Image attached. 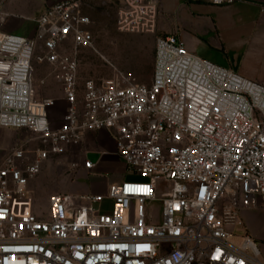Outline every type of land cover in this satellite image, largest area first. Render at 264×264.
<instances>
[{
	"label": "built area",
	"instance_id": "2783aa9c",
	"mask_svg": "<svg viewBox=\"0 0 264 264\" xmlns=\"http://www.w3.org/2000/svg\"><path fill=\"white\" fill-rule=\"evenodd\" d=\"M120 1L119 31L155 33L159 0ZM90 23L79 0H62L36 20L34 40L0 32V127L30 132L39 146L12 148L0 167V264H264L254 238L231 229L243 212L264 208V80L201 58L170 34L156 38L149 85L119 71L81 83ZM35 64L52 68L63 95L58 126L57 101L39 98ZM100 131L146 181L54 194L46 215L34 212L28 187L44 164Z\"/></svg>",
	"mask_w": 264,
	"mask_h": 264
},
{
	"label": "rangeland",
	"instance_id": "374dc122",
	"mask_svg": "<svg viewBox=\"0 0 264 264\" xmlns=\"http://www.w3.org/2000/svg\"><path fill=\"white\" fill-rule=\"evenodd\" d=\"M8 1L10 0L6 2ZM48 1L41 0L44 4ZM79 1L82 11L84 10L92 19V24L87 30L94 38V49H84L78 53L81 83L88 79H110L116 71H119L133 78L138 84L149 85L153 77L156 38L176 33L178 30L188 33L186 46L195 45L196 55L222 66L234 67L230 65V62L236 64V61L241 58L244 52L241 29L242 13L233 9L236 5L233 8L225 9L224 7L232 5L225 3L221 6L211 7L213 3L210 0L195 1L204 2L206 6L193 4V0H165L163 6L164 0H159L155 33L132 34L121 32L117 28V16L122 8L120 0ZM235 1L240 0H234V3H236ZM184 6H192V13L188 9L183 10ZM42 14L19 22L13 19L12 16L7 17L4 14L0 16V30L8 22L6 21L7 18H11L12 21L15 20L13 22L21 26L20 35L34 40L38 30L36 20ZM70 47L71 43L68 42L65 44L64 49L69 50ZM39 53L40 46L38 45L36 54ZM34 69V84L39 93V98L61 101L63 95L59 85L53 78L52 68L35 64ZM64 112L65 105L63 101L59 102L58 106L52 110L56 126L59 125L58 119L63 116ZM33 138L30 132L20 131L15 143L4 152L3 157L12 148L22 145L29 151L36 150L39 146ZM80 151V147L73 148L65 155L51 158L44 165L41 173L30 182L28 194L32 199L34 212L38 215L44 216L47 214L49 199L52 195L72 194L75 191L74 187L77 188L79 182L93 183L100 187L101 191L105 190L104 187L109 182L111 172L82 180L81 174H79L80 168L75 169L73 167L74 164L79 165ZM2 160L0 161V167ZM90 160L95 162L97 157L90 158ZM123 171L127 175V182L142 183L146 181L141 176H135L132 171L127 169ZM111 209L112 203L106 201L103 204L101 213L104 215L110 214ZM239 220L242 225L233 223L231 227L233 233L236 235L250 234L256 241L264 259V208L243 212Z\"/></svg>",
	"mask_w": 264,
	"mask_h": 264
},
{
	"label": "crops",
	"instance_id": "0c3cea01",
	"mask_svg": "<svg viewBox=\"0 0 264 264\" xmlns=\"http://www.w3.org/2000/svg\"><path fill=\"white\" fill-rule=\"evenodd\" d=\"M60 1L62 0H49L44 4L41 2V0H36V1L10 0L1 7V11L2 13L6 14L7 17L10 15L12 16L13 19H16V21L19 22V21H24L26 18H33L36 15L42 14L48 6H51ZM195 1L196 0H193L194 2L193 4H201L202 6H206L204 2L201 1L195 2ZM164 2L165 0L163 1V6L165 5ZM231 5L232 6H227L224 8L225 9L233 8V6L236 5L234 6L233 9L241 11L242 13L241 29H242V43H243L242 47L244 52L241 58L236 61V64L230 62V65L234 67L229 68L222 66L218 63L215 64L230 69L248 80L254 82H262L264 80V0H240ZM212 6H217V5L211 4V7ZM191 7L192 6H188V7L184 6L183 10L188 9L190 10V13H192ZM82 12L85 16H88V14L84 10ZM88 17L91 22L89 26H91L92 19L90 18V16ZM6 21L8 22H6L5 26L2 27L0 32L20 35L22 31L21 26L13 22L15 20L12 21L11 18H7ZM173 34L177 35L182 40H184L185 43H187L188 33H183L178 30V32ZM187 49L190 52L196 54L195 52L197 49L195 45L192 44L187 45ZM46 66L47 68L50 67L49 65ZM46 81L49 82L48 80ZM56 101H57V105H56L57 107L58 103L63 100L61 101L56 100ZM20 131H25V130L0 127V161L2 160V158L4 160L5 158V156L3 157L4 152H6L15 143L18 133ZM80 149L81 151L79 154L80 157L79 174H81V179L84 180V178L87 177H91V176L96 177L99 176L100 174L111 172L109 174L110 179L109 182L106 183V186L104 187L105 188L104 191H101L100 187L96 186L93 183L87 184V183L79 182L77 188L74 187L75 191L72 194H89V193L105 194L109 185L113 183H120L121 181L126 179L127 175L123 173L124 172L123 170L126 169V166L116 156L115 141L113 136L110 135L108 132L106 131L87 132ZM96 157L97 160L94 162L96 166L93 172L90 173L89 170L83 167V164L85 160H90V158H96Z\"/></svg>",
	"mask_w": 264,
	"mask_h": 264
}]
</instances>
